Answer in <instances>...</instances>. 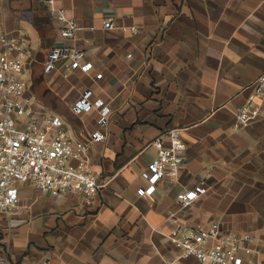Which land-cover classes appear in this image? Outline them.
Returning <instances> with one entry per match:
<instances>
[{
	"label": "crops",
	"instance_id": "1",
	"mask_svg": "<svg viewBox=\"0 0 264 264\" xmlns=\"http://www.w3.org/2000/svg\"><path fill=\"white\" fill-rule=\"evenodd\" d=\"M55 2L80 25L74 38L61 37L47 0H0V27L28 37L30 93L72 140L88 144L106 181L91 205L19 183L18 213L0 212V261L165 264L180 254L172 229L212 222L253 233L264 258V117L233 129L264 74V0ZM109 17L112 28L103 24ZM59 44L83 49L93 67L67 70L68 56L50 61ZM88 90L93 104L75 111ZM172 127L187 143L183 165L148 194L143 172L157 156L154 141ZM95 131L104 139L93 140ZM202 180L207 191L183 206L178 194ZM179 262L198 264L193 256Z\"/></svg>",
	"mask_w": 264,
	"mask_h": 264
},
{
	"label": "built area",
	"instance_id": "2",
	"mask_svg": "<svg viewBox=\"0 0 264 264\" xmlns=\"http://www.w3.org/2000/svg\"><path fill=\"white\" fill-rule=\"evenodd\" d=\"M50 12L61 22L60 35L63 39L74 38L80 25L74 17L67 16L55 0H47ZM104 27L112 28L116 19L104 20ZM123 30L138 32L136 25H123ZM28 37L22 32L9 34L0 27V212L6 217L16 215L20 209L19 183L32 182L42 192L52 195L80 194L84 202L91 205L99 190L105 185V177L97 171L91 161L89 146L76 142L67 134L63 119L45 112L30 93L25 78L30 51ZM64 56L70 59L67 70L80 68L89 71L91 61H84L85 51L78 47L56 45L49 55L50 61ZM102 76V73L97 75ZM92 92L86 91L74 106L75 111L88 109L93 102ZM102 99L94 103L103 104ZM108 107L100 117L107 121ZM264 117V74L254 82L253 92L235 114L234 130L248 127L255 120ZM93 140L100 141L105 135L93 133ZM156 158L149 163L143 176L149 181L148 194L153 193L162 178L178 177L185 159L187 143L182 128L172 127L160 134L154 141ZM202 180L197 189H188L178 194L183 206L206 192ZM172 241L180 248V254L165 264H180L179 260L193 256L198 264H264L262 247L251 232L224 231L218 222L208 225H181L172 229ZM264 247V246H263ZM0 264H14L1 260Z\"/></svg>",
	"mask_w": 264,
	"mask_h": 264
},
{
	"label": "rangeland",
	"instance_id": "3",
	"mask_svg": "<svg viewBox=\"0 0 264 264\" xmlns=\"http://www.w3.org/2000/svg\"><path fill=\"white\" fill-rule=\"evenodd\" d=\"M30 77H31V76H30L29 74H25V78H26L27 80H30V82H31L32 80H31Z\"/></svg>",
	"mask_w": 264,
	"mask_h": 264
}]
</instances>
